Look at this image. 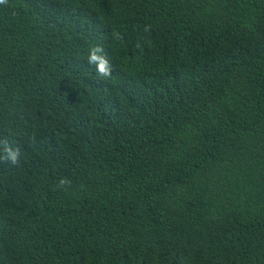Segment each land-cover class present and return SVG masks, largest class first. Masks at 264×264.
I'll list each match as a JSON object with an SVG mask.
<instances>
[{"label": "trees", "instance_id": "1", "mask_svg": "<svg viewBox=\"0 0 264 264\" xmlns=\"http://www.w3.org/2000/svg\"><path fill=\"white\" fill-rule=\"evenodd\" d=\"M0 264H264V0L0 2Z\"/></svg>", "mask_w": 264, "mask_h": 264}, {"label": "clouds", "instance_id": "2", "mask_svg": "<svg viewBox=\"0 0 264 264\" xmlns=\"http://www.w3.org/2000/svg\"><path fill=\"white\" fill-rule=\"evenodd\" d=\"M3 2V0H0ZM103 48L100 46H94L90 49V54L87 58L89 64L96 65V72L101 77H106L111 75V69L107 58L102 55ZM18 153L12 152L9 150V156L13 163L16 162ZM61 185L66 183L65 180L60 181Z\"/></svg>", "mask_w": 264, "mask_h": 264}]
</instances>
